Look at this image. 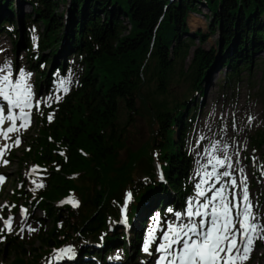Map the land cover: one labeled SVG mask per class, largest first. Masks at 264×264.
<instances>
[{
  "label": "trees",
  "instance_id": "obj_1",
  "mask_svg": "<svg viewBox=\"0 0 264 264\" xmlns=\"http://www.w3.org/2000/svg\"><path fill=\"white\" fill-rule=\"evenodd\" d=\"M19 1L30 9L21 15L24 36L11 16L0 19V34L14 47L23 38L35 88L42 80L51 85L55 71L64 76L76 69L79 78L66 98L35 115L37 132L23 153L42 172L43 187L23 195L22 205L31 209L38 197L43 219L51 221L39 239L43 252L32 248L30 260L23 259L24 246L15 238H7L4 249L17 254L12 264H51L52 252L64 246L73 249L79 264L105 263L112 248L125 246L119 231L123 214L130 225L153 209L163 218L167 206L191 193L186 139L195 99L202 97L214 67L225 70L223 86L234 88L243 71L250 75L264 66L254 58L264 53V0H61L66 6L61 15L58 0ZM13 5L14 0H0L8 13ZM198 7L210 13L206 34H190L186 25L189 13H200ZM34 25L41 27L36 41ZM217 31V48L205 49ZM194 40L199 45L192 49ZM51 62L54 72L46 69ZM173 83L186 85L170 97ZM138 119L145 131H130ZM252 146L262 151L264 162V134H256ZM66 199L78 206H55ZM133 237L138 253L139 229Z\"/></svg>",
  "mask_w": 264,
  "mask_h": 264
},
{
  "label": "rangeland",
  "instance_id": "obj_2",
  "mask_svg": "<svg viewBox=\"0 0 264 264\" xmlns=\"http://www.w3.org/2000/svg\"><path fill=\"white\" fill-rule=\"evenodd\" d=\"M57 6L58 15L63 14L66 6L61 0H58ZM198 8L200 10L199 14L189 13L187 16L186 25L190 34L196 31H201L206 34L208 31L207 19L210 17V13L203 7ZM11 10L12 13H8L6 7L5 10L0 9V19L11 16L13 18L14 27L20 32L19 35L24 36L26 24L23 23L21 15L29 14L30 9L25 5H21L19 0H14V5ZM123 21L125 22V20ZM40 30L41 27L37 25L33 26L32 38L34 41L37 40V33L40 32ZM218 39L219 32L217 31L216 34L208 37L203 47L205 49H216ZM198 45V41L194 40L192 49ZM27 48L23 38L20 44L18 43L14 47L12 41L5 33L0 34V66L7 68L8 65L6 62H10V74L14 81L19 79V74L23 71L26 76V83L30 86L33 96V107L30 110V122L27 127L20 128L21 122L18 121V123H16V128L18 130L9 135L6 139L0 140V153H2V155H0V169H2L4 176V182L0 185V229H3L0 231V234L4 232L7 235H0V264H12L17 255L12 251L4 249V246L8 243L6 241L7 238H15L16 241L24 246L25 255L22 256L23 259L30 260L33 255L32 248L37 249V251L42 250L39 248V239L49 231L51 221L43 219V215L36 205L38 197L35 198L36 200L32 208L29 209L22 205V196L25 195L28 197L31 191L41 188L37 187V185H44V182L43 178H41L42 172L40 170L39 172L37 168H40V165L26 158L23 153L28 150V144L35 137L37 132L35 115L40 112L42 107L54 105L60 102L64 97L66 98L67 95L71 93L73 85H75L79 78L77 75L79 70L76 69H73L71 72L69 70L65 71L64 76L59 74L58 71L54 72L55 65H52L51 62L46 68L54 72L51 85H47L45 81L42 80L39 87L35 89L34 84L36 83V78L33 71L29 68L26 56ZM34 48H36V46ZM192 49L186 62L187 66L191 60ZM44 54L48 55V52ZM50 58L51 57L48 59ZM254 58L260 64L262 60L264 61V53H257L254 55ZM55 59V64H57L59 59H57V56ZM263 69L264 66L258 65V67L253 68L250 75L243 71L240 75L239 83L234 88L223 86L226 74L224 73V69L218 71V68L214 67V69L209 70V74L202 85L203 95L201 98L198 97L195 99L197 105L196 114L194 121L190 123L186 139V152L191 159L187 180L191 186L192 192L190 195L186 196L185 202H179L178 207L168 206L166 215L163 219H161L156 209L147 211L145 215V225H150V228L148 234L145 236L146 241L144 243L148 242L150 233L152 235V240L151 243H149L148 251L145 252L143 250V256H145V258L153 256L151 245H154L155 254L156 248L163 242L162 239L166 233H168L170 226H177L176 217H182L184 221L187 220L190 225H199L201 220L205 218H202L204 215L196 216L195 212L200 211L201 213L210 214L212 207L218 200L214 201L212 197L215 196V193L220 189H225V196L230 202V205L240 204L242 206L243 189L246 187L249 201L252 205V212L256 216L258 222L264 225V162L262 161V151L252 146L256 134H264ZM5 74L9 73L5 72ZM62 81L66 82L64 85L67 88L66 92L59 87ZM185 85L186 84L183 85V83L180 85H176V83L170 85V97L182 93ZM57 97H59V99H56ZM37 102L39 104L38 107L36 106ZM3 109L6 112V121H4L7 122L6 117L10 112H8L6 105ZM126 116V112L122 111L120 114V121L124 122ZM134 128H137V130L141 129L144 132L145 122L138 119L129 130L133 131ZM16 139L20 140L18 146L15 144ZM132 141H135V138H132ZM129 147L131 149L134 148L135 143L131 142ZM217 159L224 160V166L217 165L215 163ZM228 165H231V167H228ZM225 169L229 171V176L223 175ZM232 180L236 181L235 187L232 186ZM216 184H218V188L214 187ZM197 185H200V187L198 188ZM14 190L19 191V197L18 194H14ZM200 191L204 192L203 196L198 195ZM13 195L17 196L19 200L14 201L11 199ZM32 201H34L32 198L28 200L30 204ZM210 201L211 203H209ZM213 202L214 204H212ZM206 203L209 204V208L204 211L202 205ZM55 206L59 207L60 203L56 202ZM68 207H73V205L69 203ZM189 207H191L194 213L191 218L187 215ZM14 209H16L15 212L13 211ZM236 210V208H233V216H235ZM23 213H25L24 217ZM9 217L12 218L11 231L3 228V219L8 220ZM65 217L66 213L63 212L62 218ZM38 218L43 219V222L39 223L37 221ZM140 219L142 220L143 218H139V220H136L133 224L135 228L138 227ZM203 227L205 229L210 227V222H206ZM236 227H239L238 223ZM21 228L24 229L23 232L20 231ZM29 229H34V231H29ZM119 231L125 232V229L120 227ZM133 235L134 232L132 230L129 235L133 241V243H131V249L134 248ZM119 247L112 248L109 251L108 256L111 257L109 258L111 263L117 261L119 264V261L121 262L125 259V256H127L126 254L124 255V248ZM127 248H129V246H127ZM62 249H64V247L52 252L51 258L60 260L64 264H70L69 258L60 259L59 255L54 257V254H61ZM37 251L36 253H38ZM42 252L43 250L40 253ZM133 254L134 251H132V254L129 256L134 260ZM42 257H44V255H42ZM60 261L55 262L61 263ZM144 261H146V259ZM128 263L136 264V259L135 263L132 262V260ZM93 264L104 263L98 260ZM244 264H264V239H256L254 241L250 256Z\"/></svg>",
  "mask_w": 264,
  "mask_h": 264
},
{
  "label": "snow or ice",
  "instance_id": "obj_3",
  "mask_svg": "<svg viewBox=\"0 0 264 264\" xmlns=\"http://www.w3.org/2000/svg\"><path fill=\"white\" fill-rule=\"evenodd\" d=\"M8 67L0 66V97L7 102L8 112L18 110L19 115L9 114L6 119L11 124L6 132L0 131V135L7 138L8 133L17 131L16 122L19 120L20 128H26L30 122V110L33 107V96L30 86L26 83V76L23 71L19 74L18 80H13L10 74V62H6ZM8 72L9 74H5ZM66 82L60 83V88L65 92L67 88L64 86ZM51 99V98H49ZM56 99H59L57 97ZM37 107L39 106L37 102ZM51 121L52 117H48ZM5 113L4 109H0V125L4 123ZM15 144L18 146L20 140L16 139ZM2 155V153H0ZM217 165L224 166L225 162L222 159L215 161ZM231 167V165H228ZM224 176L229 173L225 171ZM3 177H0L2 182ZM232 186H236V181L232 180ZM43 185H37L42 187ZM199 188L200 185H197ZM198 195L203 196L204 192H198ZM128 199H131V194H128ZM213 200H219L218 205L212 207L210 213V227L205 229L203 222L200 226V231L196 225H190L186 229L175 227L170 228L171 235H166L164 240L166 243L162 244L158 251L162 253L171 254V259L168 256H161L159 264H244L249 258L252 246L256 239H264V225L260 224L256 216L252 212V205L249 201L248 191L245 187L243 189L242 206L240 204H231L225 196V189H220L212 197ZM71 203L73 207L78 206V203L73 200L66 201ZM211 203V201L209 202ZM204 209L209 208V204H203ZM233 208H236L235 216L232 214ZM206 213L196 211V216H202ZM187 215L189 218L193 217L194 213L189 207ZM12 218L4 221V226L11 231ZM239 227H236V224ZM3 229H0L2 231ZM24 231L23 228L20 230ZM34 231V229H29ZM183 233V235H181ZM191 233V235H189ZM152 235L149 234V240L144 245V251H148L149 243H151ZM173 245H182L179 254H175ZM59 255L60 259L71 258L72 249L65 248L61 250V254H54V257Z\"/></svg>",
  "mask_w": 264,
  "mask_h": 264
},
{
  "label": "bare ground",
  "instance_id": "obj_4",
  "mask_svg": "<svg viewBox=\"0 0 264 264\" xmlns=\"http://www.w3.org/2000/svg\"><path fill=\"white\" fill-rule=\"evenodd\" d=\"M0 100H1V97H0ZM7 103L6 101H4L3 100V98H2V100L0 101V105L1 106H3V103ZM10 114H15V115H19V111L18 110H13V112H11ZM6 121V120H5ZM4 121V122H5ZM3 126H5L4 128L6 129V128H8V127H11V124L7 121V123L5 124V123H3L2 124ZM6 125H7V127H6ZM3 126H1V128H3ZM2 131V130H1ZM0 139L1 140H3V139H6L3 135H0ZM219 156V155H218ZM214 157V156H213ZM213 159V158H212ZM213 161V160H212ZM228 161V160H227ZM230 161V160H229ZM211 163V162H210ZM226 166V165H225ZM225 171H227L228 173H229V171L227 170V169H225ZM225 171H223V172H225ZM231 173V172H230ZM234 175V174H233ZM229 176V175H228ZM214 187H217L218 188V184H216ZM213 188V187H212ZM217 190V189H216ZM213 192V191H212ZM240 195V194H239ZM215 201V200H214ZM212 204H214V202L212 203ZM219 204V202H218V200L216 201V203L214 204V205H218ZM176 205H178V204H176ZM204 211H205V209H204ZM211 212V211H210ZM177 218V221H176V227L175 228H177V229H180V228H187L188 226H190V223L186 220V221H184V219L182 218V217H176ZM202 218H205L204 220H201V222L199 223V225H197V228H198V231H200L201 229H200V226H201V223L203 222V225L207 222V223H209L210 222V214L209 213H206L205 215H204V217H202ZM187 219V218H186ZM211 226V225H210ZM170 228H173L172 226H170ZM166 235H171V233L169 232V229H168V233H166ZM165 235V236H166ZM181 235H183V233H181ZM189 235H191V233H189ZM164 236V237H165ZM164 237H163V239H162V241L163 242H161V244L159 245V247L156 249V250H158L159 248H160V246L162 245V244H164V243H166V241L164 240ZM181 247H182V245H173V249L175 250V251H177L178 253H179V251L181 250ZM169 253H162V252H160L159 251V254H158V260L156 261L155 260V258L152 256V257H150V260H149V264H159V260H160V257L161 256H167ZM136 257H137V259H136ZM134 258L136 259V264H143V257L141 256V255H139L138 256V253H134ZM135 259L134 260H132L131 258H130V256H129V258L127 259V262H131V260H132V262H134L135 263ZM129 264V263H128Z\"/></svg>",
  "mask_w": 264,
  "mask_h": 264
}]
</instances>
